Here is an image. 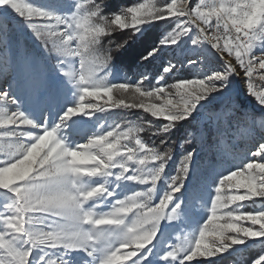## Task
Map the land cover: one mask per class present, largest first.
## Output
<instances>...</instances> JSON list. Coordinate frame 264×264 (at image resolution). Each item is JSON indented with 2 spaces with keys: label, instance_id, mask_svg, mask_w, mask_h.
Listing matches in <instances>:
<instances>
[{
  "label": "snow or ice",
  "instance_id": "6c2138e0",
  "mask_svg": "<svg viewBox=\"0 0 264 264\" xmlns=\"http://www.w3.org/2000/svg\"><path fill=\"white\" fill-rule=\"evenodd\" d=\"M104 7L97 0H56L55 6L0 0V68L13 72L11 80L0 81V264H217L250 241L261 248L251 264H264V84L254 82L257 76L264 82V0H198L195 6L189 0L151 6L137 0L111 14ZM13 15L55 52V65L22 50L9 57ZM161 23L174 27L145 48L142 62L190 44V66L210 57L215 65L168 83L165 74L184 63L169 59L150 87L147 74L135 82L109 80L114 55ZM117 31L128 35L113 42ZM235 77L258 108L238 114L231 93ZM128 97L143 99L129 103ZM218 99L230 105L253 148L214 173L202 201L206 218L168 245L160 238L162 222L182 218L184 202L177 194L196 157L195 151L183 152L169 175V140L174 129L201 117ZM117 109L140 110L149 118L101 122L98 114ZM227 116L209 111L207 124L188 132L183 143L202 142L213 123L222 137ZM93 118L99 121L94 130L78 128ZM142 134H150L152 143ZM129 182L147 187L129 195Z\"/></svg>",
  "mask_w": 264,
  "mask_h": 264
},
{
  "label": "rangeland",
  "instance_id": "374dc122",
  "mask_svg": "<svg viewBox=\"0 0 264 264\" xmlns=\"http://www.w3.org/2000/svg\"><path fill=\"white\" fill-rule=\"evenodd\" d=\"M110 1L113 0H97V2L105 3L104 11L106 14H111L117 12L123 7L133 6L137 1L132 2L129 5H124L123 0H116L115 7H111ZM28 2V0H25ZM34 3H47L52 6L56 5V0H31ZM139 2L145 3L151 6L153 3L160 4L163 0H139ZM198 0H189L190 6H195ZM209 3H212L213 0H208ZM19 18L13 15L12 23L7 25L8 36H7V52L11 58L17 51H24L28 54L35 55L41 59L43 63L47 65H55L57 63V57L55 52L46 51L40 41H38L33 32L24 27L21 23L18 22ZM174 25L168 23H161L159 26H149L143 30L145 35L141 39L142 49L140 50L139 55L141 56L146 47L151 45L153 42L158 41L161 35L166 34L172 30ZM126 33V32H124ZM142 36V35H141ZM138 36L135 41L139 38ZM146 45V47H143ZM110 45H105L104 48H108ZM190 44L184 45L180 48H175L174 50H168L160 58L152 60L151 62L144 63L139 60L131 65L128 70L125 69V66L113 65L112 61V71L109 75V80L114 81H124L128 80L135 82L141 79L142 74H147L149 79L145 81V87H150L155 83V77H157L163 71V65L166 66L169 59H172L173 63H176L177 60H182L184 63L178 65V70L171 75L165 74V78L168 83H173L176 77L189 78L193 79L197 77L201 72L206 71L209 67L215 65V58L210 57L207 63L197 64L196 67H192L187 63L186 57L191 55L190 53ZM4 45L0 44V52H3ZM121 53V51H119ZM126 56V57H125ZM124 59H128L127 53H125ZM126 59V60H127ZM203 60V58H199ZM78 67V62H77ZM13 72L11 67L8 71L3 72L0 68V81L3 79L11 80ZM258 78V76L256 77ZM240 81V78L238 79ZM237 78L235 77L231 85V93L233 99L239 105L241 113L244 109L252 110L254 107L258 108L254 99L247 95L244 85L241 84L242 88L239 89ZM241 83V82H240ZM90 99V98H88ZM143 98H132L128 97L127 102L129 103H139ZM159 102V101H156ZM99 103H104V100H100ZM230 105L226 103H221L219 99L213 102L208 110H202L201 117H195L193 121L189 122V126L184 132V136L178 141V143L173 146L175 153L173 152V159L167 165L166 171L169 175H174L175 170L179 165V160L182 158L183 152L187 151L183 142L186 138L188 132L195 133L197 127H204L207 124V116L209 111L218 112L224 111L228 113V116L225 121H222L223 128L226 130L225 135L222 137L217 135L216 126L213 123L210 127L207 128L205 132V139L202 142L194 141L195 148L189 151H195L196 157L193 165L190 168V174L188 179L185 182L184 188L180 193L177 194L178 199L184 202V214L182 218L178 221H163L162 229L164 235L160 237L165 240L168 245L179 243L183 240V237L193 231L199 224L203 222L206 218L207 212L202 207V201L206 199L205 193H210L211 189L209 186V181L213 178L215 172L219 171L222 168L232 167L234 164L239 163L240 160L244 159V154L248 152L250 148H253V143L244 136L238 129L235 123V116L229 111ZM99 118L103 123L110 124L113 120L127 119L132 120L133 122H140L143 118H149L148 114L143 113L140 110H114L110 116L105 114H98ZM198 118L199 123L195 121ZM87 120V118H85ZM231 121L229 125L228 121ZM99 121L93 118L92 121L87 123H82L78 125V128L85 133L88 130H94L96 124ZM143 135V134H142ZM258 138V137H257ZM76 139L82 140L81 136H77ZM143 139H145L143 137ZM146 142L151 144L147 139ZM183 145V147H181ZM227 148V150H225ZM146 185H138L132 182H129V187L127 194L131 195L133 191H144ZM163 185H160L161 192L163 191ZM2 195V194H0ZM123 198V194H121ZM158 202L154 198L153 203ZM107 210V209H104ZM251 210L246 208L245 211ZM131 218V214H129ZM223 221H221L222 223ZM244 226H249L248 222H244ZM256 227H259L258 225ZM180 238V239H178ZM238 252H229L222 256V258L217 259L219 264H251V260L255 255L261 250L259 243L253 245L250 241L248 245H238L236 246ZM153 264H160L158 260L153 259Z\"/></svg>",
  "mask_w": 264,
  "mask_h": 264
},
{
  "label": "trees",
  "instance_id": "16d2710c",
  "mask_svg": "<svg viewBox=\"0 0 264 264\" xmlns=\"http://www.w3.org/2000/svg\"><path fill=\"white\" fill-rule=\"evenodd\" d=\"M123 1H124L123 2L124 5H129L137 0H123ZM109 4H111V7L114 8L116 5V0H113L112 2L110 1ZM127 35H128L127 32L121 33L117 31L110 37V39L113 42H117L119 40L124 39ZM144 35L145 33L142 36H140L136 41L135 40L130 41L129 46H126L124 49H122L121 53L117 52L113 57L112 64L117 66H125L124 68L127 70L131 65H134L139 60L140 57L139 53L140 50L142 49L141 39ZM104 44L110 45L109 39H105ZM112 46H114V44ZM143 47H146V45H144ZM125 53H127L128 55V59L126 58L127 60L124 59ZM188 126H189V122L182 123V125L178 129H174L171 135V139L169 140V144L173 146L174 144L178 143V141L184 136L183 134ZM143 137L147 139L150 143H152L153 138L150 136V134H143ZM156 143L157 145H159L158 140L156 141ZM185 147L186 150L189 151L195 148V144L194 142L191 145L186 144ZM173 152L175 153L174 148H173Z\"/></svg>",
  "mask_w": 264,
  "mask_h": 264
},
{
  "label": "built area",
  "instance_id": "2783aa9c",
  "mask_svg": "<svg viewBox=\"0 0 264 264\" xmlns=\"http://www.w3.org/2000/svg\"><path fill=\"white\" fill-rule=\"evenodd\" d=\"M254 82L259 87L261 84H264V82H261L258 78H255Z\"/></svg>",
  "mask_w": 264,
  "mask_h": 264
},
{
  "label": "bare ground",
  "instance_id": "6f19581e",
  "mask_svg": "<svg viewBox=\"0 0 264 264\" xmlns=\"http://www.w3.org/2000/svg\"><path fill=\"white\" fill-rule=\"evenodd\" d=\"M236 78H237V80L239 79V77H236ZM237 83H238V86L237 87H239V89L241 90L242 86H241L240 81L238 80Z\"/></svg>",
  "mask_w": 264,
  "mask_h": 264
}]
</instances>
